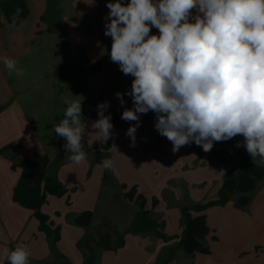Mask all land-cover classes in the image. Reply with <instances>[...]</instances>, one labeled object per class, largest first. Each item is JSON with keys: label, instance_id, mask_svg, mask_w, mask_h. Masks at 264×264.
I'll use <instances>...</instances> for the list:
<instances>
[{"label": "clouds", "instance_id": "1", "mask_svg": "<svg viewBox=\"0 0 264 264\" xmlns=\"http://www.w3.org/2000/svg\"><path fill=\"white\" fill-rule=\"evenodd\" d=\"M106 7L110 61L133 77L129 91L116 93L121 106L125 95L132 101L121 114L135 122L125 133L130 147L141 115L151 111L173 153L192 143L209 152L214 143L241 135L236 147L264 162V0H108ZM0 63L9 75H25L14 58L0 55ZM65 103L53 131L66 141V158L81 164L87 161L82 100ZM109 107L108 101L98 104L91 124L104 143L114 135ZM100 166L115 168L107 157ZM4 257L7 264H30L31 251L19 243L5 248Z\"/></svg>", "mask_w": 264, "mask_h": 264}, {"label": "crops", "instance_id": "2", "mask_svg": "<svg viewBox=\"0 0 264 264\" xmlns=\"http://www.w3.org/2000/svg\"><path fill=\"white\" fill-rule=\"evenodd\" d=\"M26 3L29 8L28 17L17 27H8V34L0 37V55L16 59L18 67L25 71L23 77L9 75L7 68L0 63V150L10 146L9 150L0 156V264L6 260L4 249H14L19 243L27 245L31 251L30 264H83L82 255L76 244L86 233L94 232L96 235L97 227L102 221H110L105 219V213H100L101 221L94 223L98 215L100 196L106 187H102L101 183L102 167L95 162L96 158L92 154L85 151V148L92 150L98 146L85 135L83 150L87 153L86 162L75 164L67 160L59 167L53 165L56 156L65 149L52 147L51 154L47 153L38 137L33 117L38 114L36 102L31 101L32 98L26 101L20 99L29 95L33 83L42 82L44 85V82L52 77L59 78L53 76V71L59 68L68 71L65 65L70 66L81 61H85L86 64L101 62L102 71L99 74L102 75L106 71L100 33L102 28L105 30L107 15L104 17L101 10L107 1L26 0ZM193 14L195 15V12ZM0 16L2 17L1 14ZM63 42L69 47V53L66 52ZM71 52L74 53V58L71 57L70 60ZM39 63H45V70L39 73L29 69L31 65L37 66ZM67 86L66 83L65 87ZM42 87L45 100L50 101L56 88H47L45 85ZM64 88L61 87L59 92L68 94ZM87 92L88 90L78 95H85ZM144 115H141V122L144 121ZM145 121L147 123L144 128L142 126L138 128L142 132L136 133L141 136H136L135 147H130V137L125 134H119L122 152L116 156L112 155L113 145L111 146L109 151L115 166L112 174L118 183L126 184L128 187L136 186L137 192L146 199L145 207L148 197L153 195L157 197L158 204L151 214L160 216L153 218L164 223V234L170 240L164 242L152 234L127 235L123 248L114 252L98 250L97 264H164L169 249L176 245L182 231V226L177 228L176 225L173 232H167L166 219L172 220L171 217L179 214L180 210L174 205L172 207L178 210L173 213L172 209L166 206L179 201L180 195L178 189H166L168 188L166 182L172 178H182L186 183H201L208 186L215 183L214 179L221 175V182L216 180L217 186L209 193L210 199H214V193H217L222 184L225 171L219 172L218 175L213 174L214 165L209 152L192 143L173 153L172 143L158 133L153 125V118ZM132 123L135 122H127L126 125L129 124L130 127ZM33 152L46 155L50 159V174L55 173L67 190V194L61 198L48 197L47 204L41 208V212L47 215L55 226L60 227V241L54 246L38 231V223L32 213L13 203L11 198L21 172L20 158ZM196 161L203 163V167L199 165L191 167V163ZM175 162L181 166L187 164L191 168L186 172L176 173L172 170ZM138 172L140 177L137 176ZM132 173L135 177L129 176ZM162 193L170 197L163 201ZM199 195L201 194L196 191L190 192L191 197ZM227 206L228 203L224 207L228 208ZM210 209L204 212L209 229L211 228L207 213ZM86 211L93 213L90 226L88 228L76 226L73 219ZM131 219L132 217L122 229L115 227L122 231ZM100 231L105 232L103 229ZM179 251L168 264H181L177 260ZM194 260L196 261V257Z\"/></svg>", "mask_w": 264, "mask_h": 264}, {"label": "rangeland", "instance_id": "3", "mask_svg": "<svg viewBox=\"0 0 264 264\" xmlns=\"http://www.w3.org/2000/svg\"><path fill=\"white\" fill-rule=\"evenodd\" d=\"M124 1L126 0H123V2ZM101 11L103 16L106 17L109 10L105 5H102ZM100 39L105 53L104 66L106 71L103 72L102 75L99 73L88 75L86 81L88 92L85 95H72L70 93L66 94L59 92V89L61 87L63 89L66 86V83L68 85L71 84L73 77L76 76L75 72L69 70V66L65 65V68L68 69L71 78L66 80L64 78L52 77L44 82V85L47 88H56L50 101H46V97L42 94V91H44V88L42 87L44 85L42 82L33 83L29 95H26L24 98L20 99L22 101H26L27 99L32 98L31 101L34 100L36 102L35 105L38 114L34 115L33 117L36 122V130L40 142L45 147L48 154H51L50 151L52 147L55 149H60L63 148V145L66 143L65 139L56 136L53 131V126L59 124L63 118L64 111L68 106L65 103L66 100H82V118L86 123L85 135L86 138L90 139L91 142L97 146L104 144V142L102 138L95 134L97 130L93 129L91 124L93 121L98 119V104L104 101L110 102V107L105 114L107 115L108 112L111 113L112 123L114 125L112 130L114 135L110 140H108L111 146L113 145L111 154L116 156L118 153L122 152L119 134H125L129 128V124L126 125L127 122L121 119V114L124 107H132V101L129 96L125 95L124 100L126 103L124 106H121L116 93H125L129 91L133 77L130 75H124L119 70L118 65L110 61L109 54L111 51L112 40L111 37L104 35L103 28L100 33ZM64 42L63 46L65 50H67L66 52L69 53V47ZM73 56L74 53L71 52L70 60ZM45 66V63H39L37 66L31 65L29 69L32 71H38L40 73L41 71L45 70ZM13 84L14 83H12V85ZM64 90H67L66 87ZM144 116V121L141 122L142 128H144L147 123L145 119L149 120L153 118L154 125V118L156 117L153 112L149 111ZM137 131L142 132L140 130ZM136 136H141V134ZM243 139L244 138L241 135H238L226 142H216L215 145L218 154L233 165H239L245 157H248L255 164L264 167V162H261L259 158L253 160L244 147H236V143L242 142ZM111 154L110 151H108L107 153L102 152L98 156L101 159L106 157L111 158ZM191 164V167H195L196 165H199L201 168L203 167V163H198V161ZM213 165V174L218 175L219 172L225 171L224 167L218 166L215 162H213ZM191 167L187 166V164L181 166L179 163L175 162L172 165V170H174L176 173L186 172ZM138 174L139 172L137 173V176L140 177ZM129 176L135 177V174L132 173ZM220 178L221 175L214 179L215 183H211L208 186L201 183H186L182 180V178L170 179L166 182V185L168 186L166 189H178L180 200L176 203L172 202L171 206L168 205L169 207L166 206V208L172 209L171 212L174 213L176 210H178L172 207L174 205H177L180 210V207L188 202L195 203L210 199L209 193L211 190H214L218 182H221ZM216 180L218 182H216ZM145 184L146 183H144V185ZM191 191H196L201 195L198 197H191ZM169 197L170 196L167 194L162 193L163 201H166ZM152 198H155V195L148 197V203L145 209L151 210ZM214 198H216V193H214ZM235 198V196L231 197L230 201L228 202V208H212L207 213L208 223L212 234L206 238L205 244L210 249V254H196V261H192L190 257L184 254L182 251H179L177 256L178 262L181 264H195V262L196 264H264V183H262L259 188L251 194V201L245 209L234 208L233 203ZM135 210L136 206L125 200L119 190L106 187L100 196V206L98 208V215L94 223L101 221V217H99L100 213H105V219H109L110 222L120 230L123 226H125V224L128 223L130 217H133ZM151 215L152 217L156 216L160 218V216L153 213ZM171 219L172 220L169 218L166 219L168 223L167 232H173L176 229V225L177 228L182 226L180 213L176 214L174 217H171ZM103 222L105 221H102V223ZM103 230L107 231L106 229ZM92 234L95 235L94 232H92ZM211 235H214L217 238V241L212 242L210 239ZM167 248L168 246L165 247V249ZM157 259L158 257L156 260Z\"/></svg>", "mask_w": 264, "mask_h": 264}, {"label": "trees", "instance_id": "4", "mask_svg": "<svg viewBox=\"0 0 264 264\" xmlns=\"http://www.w3.org/2000/svg\"><path fill=\"white\" fill-rule=\"evenodd\" d=\"M108 2V1H107ZM129 0L124 1L128 3ZM19 10V11H18ZM0 14L10 28L17 27L29 15V8L26 0H0ZM43 19V17H42ZM51 32V30H48ZM153 34H158V30L152 28ZM69 70L75 72L66 89L72 95H78L88 90L87 77L102 71L101 62L86 64L81 61L70 65ZM54 77L70 78L69 71L64 68L55 69ZM10 146L0 150L2 156ZM111 148L109 141L92 149L85 151L92 154L100 165V153H107ZM65 150H62L54 159L53 165L61 166L68 159ZM210 160L218 166L225 168L223 180L217 190L216 198L204 202H188L180 207L182 220V231L176 245L169 249L164 264H168L177 251H182L192 261L196 254L209 255L210 249L206 246V238L212 234L207 226L204 212L214 207H224L235 196L234 208L245 209L250 201L251 194L264 183V167L255 164L250 158L245 157L239 165H233L218 154L216 145L209 151ZM50 159L46 155L33 152L31 155H22L19 161L21 169L20 176L12 190V202L29 210L38 223V231L43 233L46 239L53 246L60 241V227L55 226L49 217L41 212V208L47 204L48 197L61 198L67 194L64 185L59 181L55 173L50 174ZM13 168V166H12ZM101 183L102 187H111L119 190L125 200L136 206V210L130 223L119 231L110 221H105L98 225L96 235L86 233L76 244V248L81 253L83 264H97L98 250L114 252L125 245L127 235L152 234L157 239L167 242L170 239L164 234V223L151 215L152 210L158 204L156 198L151 200V210L145 209L146 199L137 192L136 186L128 187L126 184L118 183L112 171L103 169ZM93 213L86 211L80 213L73 219L76 226L88 228L91 224ZM107 231L101 233L100 230ZM212 242L217 241L214 235L210 237ZM3 264H7L6 260Z\"/></svg>", "mask_w": 264, "mask_h": 264}, {"label": "water", "instance_id": "5", "mask_svg": "<svg viewBox=\"0 0 264 264\" xmlns=\"http://www.w3.org/2000/svg\"><path fill=\"white\" fill-rule=\"evenodd\" d=\"M9 32L8 25L4 21L3 17L0 16V37H5Z\"/></svg>", "mask_w": 264, "mask_h": 264}]
</instances>
